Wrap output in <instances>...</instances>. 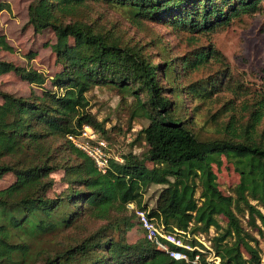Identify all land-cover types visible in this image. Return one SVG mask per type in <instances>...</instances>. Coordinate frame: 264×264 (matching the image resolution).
I'll return each instance as SVG.
<instances>
[{
  "label": "trees",
  "instance_id": "trees-1",
  "mask_svg": "<svg viewBox=\"0 0 264 264\" xmlns=\"http://www.w3.org/2000/svg\"><path fill=\"white\" fill-rule=\"evenodd\" d=\"M263 1L30 4L28 23L37 32L49 29L55 36L52 51L60 71L51 79L53 89H43L40 95L0 93V178L14 177L0 189V264H188L156 249L144 234L128 241V233L138 225L129 204L147 211L165 231L206 236L221 264H259L264 242V97L244 105L241 113L232 101L214 112L209 107L203 125L212 124L214 132L201 136L193 129L200 105L239 88L231 86L228 67L183 88L176 68L193 73L223 56L210 45L193 57L153 65L140 49L95 31L77 18V12L89 4H105L127 10L135 25L157 23L188 34L213 35L242 15L258 13ZM5 9L7 4L0 0V11ZM160 69L169 89L160 83ZM9 72L37 87L47 80L41 72L0 62V73ZM104 87L116 90L122 99L131 96V120L148 124L135 138L146 146L145 152L112 155L102 174L68 136L89 126L107 142L105 121L90 112L87 97L94 88ZM186 96L192 106L189 113ZM223 160L239 178L233 195L222 193L213 172ZM56 172L62 173L59 182L65 188L53 194L56 180L51 176ZM152 187L156 193L146 200ZM219 217L226 220L223 228ZM89 223L99 225L90 231ZM211 228L215 235L209 237ZM44 237L60 238L61 243L32 252L35 241Z\"/></svg>",
  "mask_w": 264,
  "mask_h": 264
},
{
  "label": "rangeland",
  "instance_id": "rangeland-1",
  "mask_svg": "<svg viewBox=\"0 0 264 264\" xmlns=\"http://www.w3.org/2000/svg\"><path fill=\"white\" fill-rule=\"evenodd\" d=\"M2 1L7 4V9L0 11V62L41 72L47 76V80L42 87H37L23 81L14 73H0V93L30 98L40 95L43 89L52 90L51 79L60 71L52 51V45L56 41L53 32L49 29L37 32L28 23V7L35 0ZM77 18L109 39L140 49L142 55L153 65H159L170 59L193 57L199 51H206L210 45L218 51L223 56L222 59H210L209 64L198 71L185 74L180 67L176 68L178 81L183 88L194 81L216 75L225 67H228L231 73V86L239 88L235 92L223 91L217 101L200 105L193 129L201 136H206L207 133L209 136L214 132L212 124L203 125L209 107L214 112L223 102L232 101L241 113L239 110L244 105L250 106L261 96L264 97V1L258 13L242 15L213 35L188 34L177 28L157 23L144 22L135 25L131 22L127 10L105 4L87 5L77 12ZM157 73L160 83L169 89L170 85L167 84L168 80L163 74V69L158 70ZM181 96L185 97L184 89ZM87 97L90 100V112L99 121H105V128L108 130L106 143L109 144L111 155L127 153L142 155L146 146L137 142L135 138L138 131L147 126L148 122L143 119L131 120L130 105L133 98L127 96L122 99V95L116 90L105 87L94 88ZM188 97L186 96L184 100L190 105L189 113L192 106L188 102ZM1 102L0 97V104ZM223 119L224 117L220 118ZM213 172L217 176V183L222 193L226 196L233 195V189L238 184L239 178L231 165L223 160L220 168L213 166ZM51 177L56 180L52 193L63 191L65 185L59 182L62 173L56 172ZM13 182V175L6 174L0 178V189L8 187ZM155 193L156 187H152L145 199L149 200ZM218 222L222 228L226 226L224 218L219 217ZM98 225L99 223H89L88 228L94 231ZM78 233L81 234L82 231ZM214 235L215 230L211 228L209 237ZM203 237L207 241L206 236ZM140 238H143V231L136 225L128 233L127 239L129 242H135ZM59 239L41 238L40 241H35L31 251L35 252L44 246L53 247V243H61ZM261 250L264 251V242L261 243Z\"/></svg>",
  "mask_w": 264,
  "mask_h": 264
},
{
  "label": "built area",
  "instance_id": "built-area-1",
  "mask_svg": "<svg viewBox=\"0 0 264 264\" xmlns=\"http://www.w3.org/2000/svg\"><path fill=\"white\" fill-rule=\"evenodd\" d=\"M68 140L93 160L99 172L105 174L108 171L112 157L110 149L92 128L84 126L79 135H69ZM115 160L120 161L118 157ZM127 209L135 215L146 240L171 259L188 264H221L220 258L214 254L203 236L192 235L189 231H165L162 225H157L148 217L147 211L137 209L133 204H129ZM259 264H264V253Z\"/></svg>",
  "mask_w": 264,
  "mask_h": 264
},
{
  "label": "crops",
  "instance_id": "crops-1",
  "mask_svg": "<svg viewBox=\"0 0 264 264\" xmlns=\"http://www.w3.org/2000/svg\"><path fill=\"white\" fill-rule=\"evenodd\" d=\"M263 252H264V251H263ZM263 252H262V253H263Z\"/></svg>",
  "mask_w": 264,
  "mask_h": 264
}]
</instances>
